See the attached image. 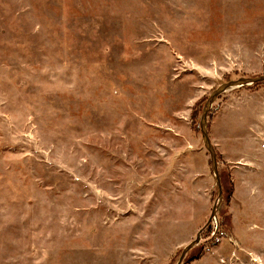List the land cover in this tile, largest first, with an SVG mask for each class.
I'll return each mask as SVG.
<instances>
[{"label":"rangeland","instance_id":"1","mask_svg":"<svg viewBox=\"0 0 264 264\" xmlns=\"http://www.w3.org/2000/svg\"><path fill=\"white\" fill-rule=\"evenodd\" d=\"M263 74L264 0H0V264H264V83L208 112L210 221L191 118Z\"/></svg>","mask_w":264,"mask_h":264},{"label":"water","instance_id":"2","mask_svg":"<svg viewBox=\"0 0 264 264\" xmlns=\"http://www.w3.org/2000/svg\"><path fill=\"white\" fill-rule=\"evenodd\" d=\"M264 81V74L263 75H257V76H251V77H240L235 80H230L227 82L222 83L219 85L216 89H214L210 95L207 97L205 100L201 113H200V118H199V130L201 134V139L204 145V148L206 151L209 153L210 156V164H211V169L215 177V183L217 187V199L214 202L212 206V210L210 213V216L208 218V221H210L212 218L215 217L216 215V210L221 203L222 200V187H221V181H220V176L218 172V163H217V158H216V151L214 148L213 143L211 142V139L209 137V133L207 130V116L210 108L212 107V104L214 101L217 99V97L226 91L232 90L234 88L242 87L244 85H251L254 83L258 82H263ZM200 241V233H197L195 238L189 242L186 246H184L181 250V253L179 255L178 261L176 264H181L183 258L185 257L186 253L193 248L195 245H197Z\"/></svg>","mask_w":264,"mask_h":264},{"label":"trees","instance_id":"3","mask_svg":"<svg viewBox=\"0 0 264 264\" xmlns=\"http://www.w3.org/2000/svg\"><path fill=\"white\" fill-rule=\"evenodd\" d=\"M261 83H264V81L261 82ZM255 84H256V85H257V84H260V82L255 83ZM191 118H192V120H193V125H192V126H193V129H196V131L199 130V122L195 124V118H196V116H195V115H192ZM194 124H195V125H194ZM199 131H200V130H199ZM219 207H220V206H219ZM217 218L219 219V221H222V220H223L222 215H221V214L219 215V213L217 214ZM196 258H197V257H196ZM196 258H195V259H196Z\"/></svg>","mask_w":264,"mask_h":264}]
</instances>
